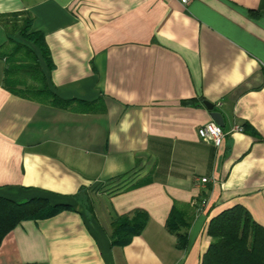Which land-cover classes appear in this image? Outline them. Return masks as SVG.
<instances>
[{"label":"crops","instance_id":"0c3cea01","mask_svg":"<svg viewBox=\"0 0 264 264\" xmlns=\"http://www.w3.org/2000/svg\"><path fill=\"white\" fill-rule=\"evenodd\" d=\"M18 14L42 33L49 83L70 103L10 95L0 61V197L70 209L21 221L0 264H199L223 210L264 228V0H0V45L1 19ZM211 112L219 148L196 136ZM129 172L147 183L112 180ZM172 205L183 251L164 227ZM134 211L143 230L114 244L112 226Z\"/></svg>","mask_w":264,"mask_h":264},{"label":"trees","instance_id":"16d2710c","mask_svg":"<svg viewBox=\"0 0 264 264\" xmlns=\"http://www.w3.org/2000/svg\"><path fill=\"white\" fill-rule=\"evenodd\" d=\"M1 21L9 33L0 45L2 89L20 99L66 107L70 100L60 99L49 83L47 73L53 66L42 33L30 30L31 17L28 14L10 15L3 16ZM132 176L129 172L112 180L125 182L124 190L147 183V179L131 183ZM69 209L66 204L51 205L45 198L13 202L0 197V242L21 221L46 219ZM184 218L183 213L172 205L164 226L175 238L174 248L180 251L187 245V222ZM119 222L112 226L111 236L114 244L123 247L141 233L146 215L134 211L130 219L122 218ZM206 235L210 242L200 256L199 264H264V228L252 221L241 206L230 207L211 218L206 226Z\"/></svg>","mask_w":264,"mask_h":264},{"label":"built area","instance_id":"2783aa9c","mask_svg":"<svg viewBox=\"0 0 264 264\" xmlns=\"http://www.w3.org/2000/svg\"><path fill=\"white\" fill-rule=\"evenodd\" d=\"M181 6H186L189 0H175ZM241 129L239 127L233 126L230 128V132H239ZM196 136L197 138L206 144H209L213 148H219L222 139H223V132L220 127H218L213 122H207L196 129ZM206 179L200 178L198 179L199 184H204Z\"/></svg>","mask_w":264,"mask_h":264},{"label":"water","instance_id":"95a60500","mask_svg":"<svg viewBox=\"0 0 264 264\" xmlns=\"http://www.w3.org/2000/svg\"><path fill=\"white\" fill-rule=\"evenodd\" d=\"M203 105H204V107H205L207 110H209V111L212 110V106H211V104L204 102ZM210 119H211V121H212L214 124H216L218 127H220V128L223 127L222 119H221L220 115H219L217 112H211V113H210Z\"/></svg>","mask_w":264,"mask_h":264}]
</instances>
